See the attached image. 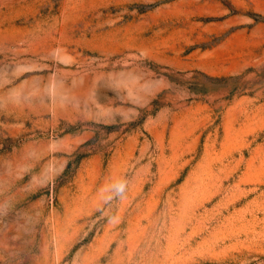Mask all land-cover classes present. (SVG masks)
Instances as JSON below:
<instances>
[{
	"label": "rangeland",
	"instance_id": "1",
	"mask_svg": "<svg viewBox=\"0 0 264 264\" xmlns=\"http://www.w3.org/2000/svg\"><path fill=\"white\" fill-rule=\"evenodd\" d=\"M0 264H264V0H0Z\"/></svg>",
	"mask_w": 264,
	"mask_h": 264
}]
</instances>
